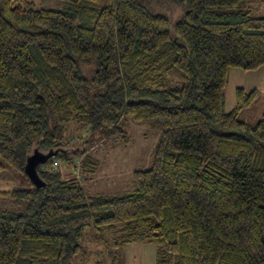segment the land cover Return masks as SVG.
<instances>
[{
	"label": "trees",
	"instance_id": "1",
	"mask_svg": "<svg viewBox=\"0 0 264 264\" xmlns=\"http://www.w3.org/2000/svg\"><path fill=\"white\" fill-rule=\"evenodd\" d=\"M20 1L0 0V171L61 152L71 122L126 143V115L164 130L132 193L87 197L57 162L0 191L27 201L0 210V264H71L92 221L156 243V264H264V112L238 117L259 90L224 106L230 69L264 65V0Z\"/></svg>",
	"mask_w": 264,
	"mask_h": 264
},
{
	"label": "rangeland",
	"instance_id": "2",
	"mask_svg": "<svg viewBox=\"0 0 264 264\" xmlns=\"http://www.w3.org/2000/svg\"><path fill=\"white\" fill-rule=\"evenodd\" d=\"M20 4L24 7L34 4L37 8H59L64 5L57 0H21ZM164 6V12L169 13L168 5ZM261 67L250 70L248 74V86L250 89L258 88L259 94L249 107L242 109L238 114L241 120L252 125L262 118L264 112V72H256ZM239 71H241L239 68H232L229 72L228 84L224 91L226 111L232 110L236 104L235 75ZM168 78L172 80L170 83L172 86L181 82L174 76ZM120 126L128 133L127 143L116 141L103 131L91 133L87 125L71 122L65 130L63 146L65 149L41 163V168L57 162V170L62 176L72 174L80 179L87 197L132 193L134 171L152 167L155 150L164 127L157 121H137L130 115L120 120ZM84 159L93 162V171H88L82 166ZM30 181L27 173L10 168L0 171V191L26 188ZM0 210L23 214L27 210V201L19 202L1 195ZM115 235L107 233L106 230L96 229L92 221L84 230L80 251L73 256L71 264H155L158 250L156 243L117 244L118 239Z\"/></svg>",
	"mask_w": 264,
	"mask_h": 264
},
{
	"label": "water",
	"instance_id": "3",
	"mask_svg": "<svg viewBox=\"0 0 264 264\" xmlns=\"http://www.w3.org/2000/svg\"><path fill=\"white\" fill-rule=\"evenodd\" d=\"M48 157L45 155H40L39 153H35L33 155H30L27 159V163L25 166V172L29 175L32 183L36 187H41L44 185L43 180L41 179L38 171H37V166L38 164L44 162L47 160Z\"/></svg>",
	"mask_w": 264,
	"mask_h": 264
},
{
	"label": "crops",
	"instance_id": "4",
	"mask_svg": "<svg viewBox=\"0 0 264 264\" xmlns=\"http://www.w3.org/2000/svg\"><path fill=\"white\" fill-rule=\"evenodd\" d=\"M256 72H260V73H263L264 72V66H262L258 71H256ZM248 74H250L249 73V71H239V72H237L236 73V75H235V77H237L236 78V88L237 87H239V86H243V87H245V88H250L248 85ZM22 180H24V179H22ZM155 264H156V257H155Z\"/></svg>",
	"mask_w": 264,
	"mask_h": 264
}]
</instances>
